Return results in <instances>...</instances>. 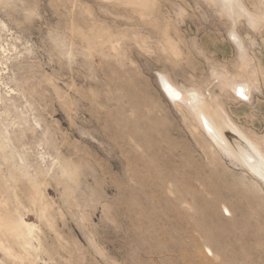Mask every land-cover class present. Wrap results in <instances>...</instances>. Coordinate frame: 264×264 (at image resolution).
Segmentation results:
<instances>
[{"label": "rangeland", "instance_id": "374dc122", "mask_svg": "<svg viewBox=\"0 0 264 264\" xmlns=\"http://www.w3.org/2000/svg\"><path fill=\"white\" fill-rule=\"evenodd\" d=\"M233 8L0 0V264H264V179L162 84L264 153V0Z\"/></svg>", "mask_w": 264, "mask_h": 264}, {"label": "bare ground", "instance_id": "6f19581e", "mask_svg": "<svg viewBox=\"0 0 264 264\" xmlns=\"http://www.w3.org/2000/svg\"><path fill=\"white\" fill-rule=\"evenodd\" d=\"M223 1L229 6V9L235 5V0ZM233 36L237 38L235 33ZM162 84L169 98L174 101L180 100L193 108L203 130L217 145L232 151L251 171L264 179L263 151L258 144L231 123L225 112L218 105H215L214 102H209L210 100H205L204 96L197 91L190 95H184L182 90L167 77H163ZM235 90H239L240 93H246L249 90V86L238 84L235 86Z\"/></svg>", "mask_w": 264, "mask_h": 264}, {"label": "built area", "instance_id": "2783aa9c", "mask_svg": "<svg viewBox=\"0 0 264 264\" xmlns=\"http://www.w3.org/2000/svg\"><path fill=\"white\" fill-rule=\"evenodd\" d=\"M237 98L239 100H242V101H248L249 100V96H248L247 92L237 94Z\"/></svg>", "mask_w": 264, "mask_h": 264}]
</instances>
